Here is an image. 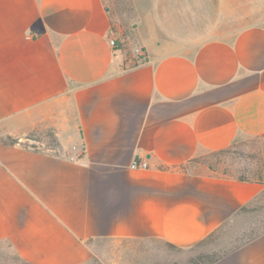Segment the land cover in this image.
<instances>
[{"label":"crops","instance_id":"obj_1","mask_svg":"<svg viewBox=\"0 0 264 264\" xmlns=\"http://www.w3.org/2000/svg\"><path fill=\"white\" fill-rule=\"evenodd\" d=\"M131 4L115 30L104 0H0V243L26 264H88L104 240L189 249L264 191L190 170L264 137V25L225 35L192 0ZM225 253L264 264V233Z\"/></svg>","mask_w":264,"mask_h":264},{"label":"rangeland","instance_id":"obj_2","mask_svg":"<svg viewBox=\"0 0 264 264\" xmlns=\"http://www.w3.org/2000/svg\"><path fill=\"white\" fill-rule=\"evenodd\" d=\"M111 9L114 29H129L132 16L131 0H104ZM193 8L207 20L206 28L231 34L250 25H264V0H192ZM205 27V26H203ZM43 140L50 149H56V139L46 135ZM39 141V140H38ZM264 137L242 139L221 154H207L195 160L190 170L204 176L253 179L260 166H264ZM262 159V160H261ZM264 232V208L254 213L239 212L227 222L216 240L207 246L174 249L158 239L104 240L93 245L94 257L88 264H206L243 240ZM0 264H26L10 248L0 243Z\"/></svg>","mask_w":264,"mask_h":264},{"label":"trees","instance_id":"obj_3","mask_svg":"<svg viewBox=\"0 0 264 264\" xmlns=\"http://www.w3.org/2000/svg\"><path fill=\"white\" fill-rule=\"evenodd\" d=\"M263 138V137H262ZM258 139V138H257ZM237 143V141L235 143H233V145H235ZM232 145V146H233ZM230 148V147H229ZM227 149L225 150H221V151H218V152H213L211 153L212 156L214 155H218V154H221L223 153L224 151H226ZM210 154V153H209ZM207 155V154H206ZM205 156V155H204ZM203 157V156H202ZM201 157V158H202ZM262 159L264 160V157H262ZM261 159V160H262ZM254 177L253 179H247V178H243V177H239V178H235L237 180H240V181H251V182H257V183H261V184H264V166H260L259 169H258V173H254L253 174ZM264 208V191L253 201H251L247 206H244L239 212H243V213H254V212H257L259 210H262ZM223 227L219 228L218 230L214 231L213 233H211L206 239H204L203 241L199 242L197 245L193 246V247H202V246H207L209 243L211 242H214L216 240V237L218 236L219 232L222 230ZM264 233V232H262ZM262 233H260L259 235H261ZM257 235V236H259ZM256 236V237H257ZM256 237H252V238H249L247 240H243L242 243L239 245V246H236L234 247L233 249L231 250H234V249H237L239 247H241L242 245L246 244L247 242L255 239ZM214 240V241H213ZM170 247H173L174 249H178L176 246L174 245H171V244H168ZM192 247V248H193ZM231 250H228V251H231ZM224 254H227V253H224ZM223 256V254L221 255H217L215 256V258H213L212 260L208 261L206 264H214L216 263L219 259H221ZM203 264V263H202Z\"/></svg>","mask_w":264,"mask_h":264},{"label":"built area","instance_id":"obj_4","mask_svg":"<svg viewBox=\"0 0 264 264\" xmlns=\"http://www.w3.org/2000/svg\"><path fill=\"white\" fill-rule=\"evenodd\" d=\"M111 46L113 47H117V41L116 39H111L110 41ZM135 55L139 58V59H143L145 56V51L141 48H137L135 49ZM73 151L77 152V147H73ZM82 155L81 152L76 153L75 155H71L70 156V160L71 161H76L80 156ZM133 169H147L148 165L145 162H134L131 166Z\"/></svg>","mask_w":264,"mask_h":264}]
</instances>
